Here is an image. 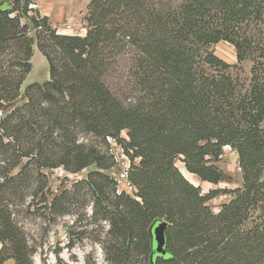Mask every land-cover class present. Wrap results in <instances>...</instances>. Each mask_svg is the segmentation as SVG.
<instances>
[{"label":"trees","instance_id":"1","mask_svg":"<svg viewBox=\"0 0 264 264\" xmlns=\"http://www.w3.org/2000/svg\"><path fill=\"white\" fill-rule=\"evenodd\" d=\"M30 1L0 0V263L33 264L18 217L29 195L56 218L70 211V189L46 197L45 170L95 165L75 186L109 225V264H264V0H90L85 35L60 33ZM221 41L236 62L216 54ZM35 43L50 78L22 91ZM109 138L131 160L134 196L107 173ZM226 146L241 186L203 193L176 164L218 184ZM221 193L231 199L215 212Z\"/></svg>","mask_w":264,"mask_h":264},{"label":"rangeland","instance_id":"2","mask_svg":"<svg viewBox=\"0 0 264 264\" xmlns=\"http://www.w3.org/2000/svg\"><path fill=\"white\" fill-rule=\"evenodd\" d=\"M89 1L39 0L35 2L43 7V15L49 16V22L59 32L65 31L66 28V30L73 33H85L86 22L84 17L88 12L87 5ZM174 1L180 2L181 0ZM32 33L34 34V31ZM213 49L217 55L226 61L231 63L237 61L235 47L228 42L221 41L213 45ZM32 63L33 69L24 81L22 91L30 83H43L50 78L48 61L38 49L36 43L34 44ZM251 66V60L244 62L247 75L250 73ZM106 81L113 87L112 85H116L117 80L114 77H107ZM23 100L24 98L20 97L15 104ZM1 114L0 112V116ZM122 137L127 138L125 131L122 133ZM176 164L188 180L194 183L181 168L184 163L177 160ZM218 164L224 172V181L214 184L199 178L194 184L199 185L203 193H207L211 189L235 188L243 184V174L239 166L238 154L231 147H225ZM95 169L96 166L94 165L78 173L68 172L63 167L45 170L49 181V190L46 191L48 200H51L55 194L66 188L71 190L72 197L68 214L54 217L50 209L46 207L45 201H41V195L35 198L33 195H29L26 198V203L21 207L22 211L18 217L29 245L35 250L32 257L33 264H109L103 246V240L106 237L109 225L106 221L93 217V203L85 193L87 188L81 184L75 186L78 181L86 178L88 173ZM119 169L120 167L116 165L107 173L117 180ZM230 199L231 194L221 193L210 200L209 204L213 211L217 212Z\"/></svg>","mask_w":264,"mask_h":264},{"label":"built area","instance_id":"3","mask_svg":"<svg viewBox=\"0 0 264 264\" xmlns=\"http://www.w3.org/2000/svg\"><path fill=\"white\" fill-rule=\"evenodd\" d=\"M28 8L31 13H35L38 10V4L35 1H30ZM110 141V153L116 160V165L120 167L117 172V186L118 191H124L132 196L136 193L135 185L129 179V169L131 166V160L128 154L125 152L124 147L117 142L114 138H109Z\"/></svg>","mask_w":264,"mask_h":264},{"label":"water","instance_id":"4","mask_svg":"<svg viewBox=\"0 0 264 264\" xmlns=\"http://www.w3.org/2000/svg\"><path fill=\"white\" fill-rule=\"evenodd\" d=\"M11 2H6L4 7H9ZM168 223L166 221H160L158 224L151 228V233L154 235L156 241V250L160 253L166 252V229Z\"/></svg>","mask_w":264,"mask_h":264},{"label":"crops","instance_id":"5","mask_svg":"<svg viewBox=\"0 0 264 264\" xmlns=\"http://www.w3.org/2000/svg\"><path fill=\"white\" fill-rule=\"evenodd\" d=\"M33 1H39V0H33ZM38 9H39L40 13L43 15V12H42L43 7L40 6V4H38ZM60 33L85 35L86 34V31H85V33H73V32H70L69 30H66V28H65V31H62ZM1 246H2V243L0 242V248H1ZM0 264H16V261H15V259L10 258V259H8V260H6V261H4V262H2Z\"/></svg>","mask_w":264,"mask_h":264},{"label":"bare ground","instance_id":"6","mask_svg":"<svg viewBox=\"0 0 264 264\" xmlns=\"http://www.w3.org/2000/svg\"><path fill=\"white\" fill-rule=\"evenodd\" d=\"M227 147V146H226ZM183 169V171H185V173H187L188 177L194 182L196 183L199 180V177L196 174L190 173L185 165L183 167H181Z\"/></svg>","mask_w":264,"mask_h":264}]
</instances>
